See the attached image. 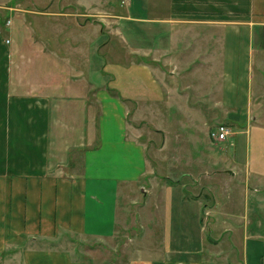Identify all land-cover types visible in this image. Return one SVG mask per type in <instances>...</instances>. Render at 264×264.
Listing matches in <instances>:
<instances>
[{
  "label": "crops",
  "instance_id": "crops-1",
  "mask_svg": "<svg viewBox=\"0 0 264 264\" xmlns=\"http://www.w3.org/2000/svg\"><path fill=\"white\" fill-rule=\"evenodd\" d=\"M115 4L0 0L5 13L35 20L19 24L14 16L11 33L0 37V255L23 245V264H83L66 244L120 238L123 205L138 188V228L133 244L120 247L129 254L124 264H264V128L240 112L263 76L264 0H128L124 15ZM99 14L118 24H98ZM99 39H106L104 65ZM99 76L110 78L107 88H97ZM194 76L223 78L213 106L231 110L228 122L245 126L232 150L219 154L224 179L215 187L201 169L196 181L189 158L185 173L171 168L169 183L146 188L153 169L134 125L139 111L148 109L164 132L171 116L189 107L179 104L189 95L168 79ZM92 101L100 117L86 120ZM74 110L89 133L80 146L83 168L53 175L51 146L65 139ZM207 235L214 236L210 244Z\"/></svg>",
  "mask_w": 264,
  "mask_h": 264
},
{
  "label": "rangeland",
  "instance_id": "rangeland-1",
  "mask_svg": "<svg viewBox=\"0 0 264 264\" xmlns=\"http://www.w3.org/2000/svg\"><path fill=\"white\" fill-rule=\"evenodd\" d=\"M22 1L23 5H26L29 0H18ZM114 8L115 12L119 15H124L128 9L127 2L125 0L121 5L118 0ZM14 16H20L23 22L19 24H35L34 19L27 18L26 13H5L4 9H0V37H7L6 34L11 33L10 29H7V22L12 19ZM15 20V19H14ZM16 23V22H15ZM98 24H118L111 17H108L106 14H99ZM119 24H127L120 21ZM7 29L4 32V29ZM12 34H15L12 32ZM106 41L99 39V64L104 65L107 63V58L109 57L106 53V49L103 45V42ZM109 61V60H108ZM257 71V70H256ZM255 71V74L257 72ZM264 72V71H263ZM259 71L263 76L257 77L255 79L256 85L255 90L252 92L250 105L246 110H240L241 113L245 114V117H248L249 125H258L264 128V73ZM212 75V74H211ZM107 78L105 76H99L97 88H107ZM229 80V78H225ZM237 82L243 79L240 77L233 78ZM177 81V82H176ZM176 81H170L168 79V85L172 88L178 87L179 95H189V102L187 103L184 99L179 98V104L183 108L182 112H175L174 116H171V119L175 121L168 127H163L164 132H161L157 125L159 120H155L154 116L147 109L140 110L142 120L133 123L139 129V135L142 137L141 142L146 146L147 159L149 166L153 169L151 177H147L144 180V187H148L150 181H156L160 183H169V178L171 176V168L177 172L186 171L185 162L188 159L189 167L188 171L193 173L196 176V181L199 179V172L201 169L209 170V177L214 178L212 181L215 187H218V178H222L223 173H220V163H219V154L223 151H231V147L234 146L236 137L239 134H242L245 126L242 124L234 123L231 124L226 119L225 114L231 112L229 109H218L213 106L216 102L217 97L213 96V90L215 86L223 84V78L218 76H194L188 78H177ZM210 81V84L206 86L203 83ZM188 85L186 91H184V86ZM215 84V85H214ZM240 85V84H239ZM203 86V87H202ZM241 86V85H240ZM206 89V90H205ZM183 90V91H181ZM205 91V92H204ZM204 92V93H203ZM112 93V92H110ZM91 98V96H89ZM203 100L200 103V100ZM88 102L90 100L88 99ZM90 104V103H88ZM92 111L87 109L85 111L86 120H89L92 116L96 119L100 117V108L99 106H93L92 101ZM185 112L186 116L184 115ZM78 110H74L71 116L74 118L73 121L77 123L69 122L66 124L65 129V139L55 142L51 146V168L53 175L59 176H75L81 173L83 168V152L84 148L80 147L81 144H85V138L89 136V133L86 131L87 127L82 126V121L84 117L81 115L82 112L78 114ZM75 114V115H74ZM175 117V118H174ZM226 125L230 128L232 136L228 141L223 143H215L210 140L209 132L212 131L217 125ZM78 128L74 133L73 131ZM167 129V130H166ZM75 134H77L75 136ZM74 138V139H73ZM185 151L190 152V157L185 156ZM185 154V155H184ZM178 155H183L178 156ZM193 160V162H191ZM177 168V169H176ZM185 173V172H183ZM225 174V173H224ZM206 176V175H205ZM204 179V178H203ZM200 182L204 183V179ZM224 179V177H223ZM183 183L194 182V179H187L183 177L181 179ZM198 181V186H201ZM211 182V181H210ZM211 184V185H212ZM190 187V186H188ZM199 188V187H196ZM189 190V188H187ZM254 189V188H253ZM258 189V188H256ZM191 190V187H190ZM260 190L258 189V194ZM194 194L201 197L203 193H200L199 190H194ZM131 202L124 204L123 207H126L127 211L122 212V218L125 219L123 224L122 236L111 242L109 245H101L89 240L82 238H73V240L66 244V247L73 249V256L75 259L81 261L83 264H124L127 258L129 257L128 253L121 251V246L123 245H132L133 239L136 237L135 230L138 228L137 221V208L140 198V192L138 188L135 193H131ZM207 199H211V195H205ZM139 198V199H138ZM126 202V201H124ZM134 202L135 204H132ZM208 202V200H207ZM206 234V233H205ZM214 239V236L207 235V243L210 244ZM210 242V243H209ZM25 250L23 245H19L17 248H9L3 255H0V264H23L21 260L22 251ZM127 250V249H126ZM214 256V254H213ZM216 256V254H215ZM214 256V257H215Z\"/></svg>",
  "mask_w": 264,
  "mask_h": 264
},
{
  "label": "built area",
  "instance_id": "built-area-1",
  "mask_svg": "<svg viewBox=\"0 0 264 264\" xmlns=\"http://www.w3.org/2000/svg\"><path fill=\"white\" fill-rule=\"evenodd\" d=\"M9 21L7 22V25ZM231 130L226 125H217L212 131L209 132V137L212 142L223 143L228 141L231 136Z\"/></svg>",
  "mask_w": 264,
  "mask_h": 264
}]
</instances>
